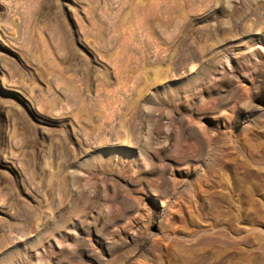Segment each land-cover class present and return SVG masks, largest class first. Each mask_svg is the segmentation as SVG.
<instances>
[{"label":"rangeland","instance_id":"374dc122","mask_svg":"<svg viewBox=\"0 0 264 264\" xmlns=\"http://www.w3.org/2000/svg\"><path fill=\"white\" fill-rule=\"evenodd\" d=\"M0 264H264V0H0Z\"/></svg>","mask_w":264,"mask_h":264}]
</instances>
